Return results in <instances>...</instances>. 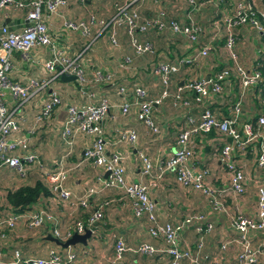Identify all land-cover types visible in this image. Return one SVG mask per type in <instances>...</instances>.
Masks as SVG:
<instances>
[{
	"label": "crops",
	"instance_id": "0c3cea01",
	"mask_svg": "<svg viewBox=\"0 0 264 264\" xmlns=\"http://www.w3.org/2000/svg\"><path fill=\"white\" fill-rule=\"evenodd\" d=\"M125 1L67 0L65 5L57 8L54 13L46 18L48 32L56 45L65 49L72 56L81 53L79 62L87 81L85 90L92 93V96L80 94L77 91L75 81H62L59 77L53 78L38 88L27 101L19 106L15 105V101L7 91L4 92L6 106L14 110L18 119V129L14 136L26 139L27 150L36 155L37 161L28 166V173L25 177H20L13 169L0 168V218L7 212L14 213L4 198L7 190H13L24 184H32L41 178L48 185L42 172L53 170L58 165L68 168V175L63 186L70 192L72 198L80 196L87 187L98 185L95 177L101 173L100 170L94 168L90 162L81 161L82 151L89 144L90 137L81 134L75 135L67 144L62 139L60 132L65 119V109L68 105L80 106L86 101L96 103L100 99H105L108 109L102 122V130L106 142V152L119 150L124 154L125 179L127 181H141L147 185L148 196L155 204V211L160 221L177 223L187 214L194 212L204 215L205 220L213 224L212 231L203 236V246L197 253L200 264H210V260L217 253L219 242L224 237L233 238L235 236L234 231L229 226L228 218L209 211L204 197L198 191L177 185L171 172L165 173L159 181L149 177H141L137 158V154L141 152L154 163L158 160H164L173 150L178 130L185 124L184 115L188 114L194 121H197L201 105L191 104L186 109L173 106L171 96L162 98L152 106V117L159 128V132L151 134L137 120V109L136 105L132 103L131 95L126 97V100L130 102L127 112L121 113L119 106L123 100L116 93L115 88L118 84L130 85L134 83L145 90L147 98L156 99L162 87L158 79L152 74L151 70L154 64L159 61L175 62L180 58L185 59L201 47L207 49L206 56H197L194 61L179 68L178 72L169 79L167 86L169 93H172L177 86L187 79L208 78L223 65L230 64L224 48L225 33L222 18L231 13L237 0H193L192 2H188V0H159L157 3L151 0L154 5L161 1L160 6H163L166 17L175 20L179 25L194 23L201 27V31L193 43H189L183 35L171 33L168 29L162 31L149 29L144 35L139 34L140 37L151 41L154 48V53L151 55H147V53L135 55L122 27H117L114 30L116 44L111 45L109 42L110 29L107 26L102 28L97 24L93 25L87 37L81 36L78 32L66 30L62 26L64 20H86L89 15L102 22H107L114 12L115 3L122 4ZM246 1L250 3L254 11L261 10L262 0ZM133 4L141 17H149L155 14L154 9L148 10V0H135ZM7 21H11L9 26ZM24 25L23 10H0V28L5 26L10 27V31H19ZM233 32L235 36L233 50L236 54V61L248 70L254 66L256 61L261 60L264 63L263 30L255 31L244 26L234 28ZM126 56L130 59L129 64L125 69L119 68L118 63ZM49 58V50L42 46L30 48L24 56L14 52L11 58L12 68L9 77L13 81L23 84L31 79L38 84L43 83L49 76L43 66ZM95 71L111 75V81H94ZM223 90L221 96L206 100L211 111L217 117L227 116L231 103L237 98V87L233 81L228 82ZM50 91H55L58 94L60 104L53 110L48 119L36 123L34 116ZM184 96L187 95L184 94ZM253 98V89H247L241 100L240 121L248 120L259 111L264 110L263 102H260L261 99L255 103ZM120 128L134 130L135 142L132 144L115 142L116 131ZM220 139V136L214 133L193 137V146L196 151L193 156L194 167L203 168L201 164H204L210 155L213 159L212 170H209L210 177L206 182L210 186L218 188L226 185V177L219 164L218 155L212 153L211 145L215 143L220 146ZM236 159H238L237 156ZM243 163L244 171L245 169L249 170V168L256 170L253 161L250 162L248 158ZM257 175L255 173L247 175L246 188H249ZM116 191L119 192L115 189H104L94 194L89 202L94 206L102 199L114 197ZM191 192L195 193V198L188 196ZM247 194L248 192L245 191L241 196L247 198L249 203L241 202V210L238 211L244 215H252L255 211V188L250 197ZM119 197L112 198L114 200L112 205L104 208L101 221L99 220L98 224L96 223L92 228L85 245L76 243L73 246H68L75 254L74 260L68 264H106L112 255V244L115 237L122 238L129 248L123 254L122 264H167L168 258L161 251L163 244L145 233L142 218H135L130 209L121 210L125 205H121L122 201ZM233 200L237 202L235 198ZM36 207H42L53 217L56 222L54 225H57L56 227L61 234L58 238L60 241L66 239L65 231H72V221L81 218L84 212L81 208L72 209L71 206L60 202L52 194L39 198L30 206V209ZM54 225L47 220L39 228L28 229L23 221L19 220L12 229H4L2 231L4 237L0 238L2 262L4 264H24L22 260L28 257L45 258L49 248H55L63 253L67 247H60L46 239L48 235L52 236L51 230ZM225 232H229L231 235L222 236ZM260 236V234L251 236L254 245H257ZM141 241L151 243L158 249V252L152 256L138 255L133 249ZM196 241L197 235L194 234L191 226L181 230L179 245L182 249L193 251ZM14 250L19 253V261H15ZM236 250V245L232 243L223 253V257L228 263L234 261ZM203 255H206L207 259H203ZM180 264L189 263L183 260ZM257 264H264V261Z\"/></svg>",
	"mask_w": 264,
	"mask_h": 264
},
{
	"label": "built area",
	"instance_id": "2783aa9c",
	"mask_svg": "<svg viewBox=\"0 0 264 264\" xmlns=\"http://www.w3.org/2000/svg\"><path fill=\"white\" fill-rule=\"evenodd\" d=\"M67 0H0V10L12 9L23 10L27 23L19 31H10L5 26L0 28V168L15 170L20 177L25 175L27 167L36 162V155L28 152L25 138L15 137L18 129V119L14 110L9 109L5 103L4 92L19 106L27 101L34 92L60 74L74 75L77 91L88 97L92 96L85 90L86 78L79 58L81 53L69 55L65 49L56 45L50 36L46 18L54 13L57 8L66 4ZM80 1V0H74ZM127 0L122 4L114 6V12L107 22L97 20L89 15L86 20H64L62 26L69 31L78 32L81 36L87 37L90 28L97 24L102 28L110 29L109 42L115 45L114 30L122 27L128 39L129 46L135 55L152 53L154 48L150 40L140 37L149 29L162 31L168 29L171 33L183 35L189 43L196 41L197 34L201 27L197 24L179 25L175 20L167 18L166 14L158 10L154 15L141 17L133 2ZM157 3L159 0H152ZM193 0H188L192 2ZM258 16L264 19V0L262 8L254 11L246 0H237L230 14L222 18L225 39L224 48L227 52L230 64L223 65L213 72L208 78H190L177 86L172 93H169L167 86L170 77L175 74L179 67L188 64L197 56L205 57L207 49L198 48L193 55L180 59L177 63L159 61L152 68V74L158 79L162 89L156 99L146 98V93L137 84H118L116 93L123 102L119 106L122 114L127 112L130 102L126 100L127 95L132 96V103L136 105V118L151 133L157 134L159 128L152 117V106L162 98L171 96L173 106L189 108L191 104H200L199 118L194 121L188 114H185V124L175 137L172 152L164 159L152 162L144 153L139 152V175L149 177L157 181L163 178L167 172H171L175 183L184 188L198 191L207 202L209 211L221 214L228 218L229 226L234 231L233 238H224L219 242L217 253L210 260V264H257L264 261V110L256 115L255 123L252 125L248 120H239L241 100L247 89H253L260 80L259 71L253 66L250 70L244 68L236 61V54L233 50L235 40L233 29L236 27L248 26L255 31H261L262 26ZM35 46L46 47L50 52V58L45 61L44 69L49 76L38 84L35 80H28L26 84L13 81L10 77L12 68L11 58L14 52L26 55V51ZM129 57H124L118 63V67L125 69L129 64ZM93 80L111 81V75L101 74L95 71ZM233 81L237 87V98L230 107L227 116L217 117L207 104V99L219 97L223 93L224 86ZM186 94L187 96H184ZM60 104V98L55 91H50L43 101L34 121L40 123L48 119L53 110ZM108 105L105 99L94 103L86 101L83 105H68L65 109V119L61 129L62 139L68 144L71 137L75 135H86L90 137L89 144L84 147L81 161L90 164L100 170L95 181L97 186L87 187L78 197L72 198L70 192L63 186L68 175V168L58 165L51 171H43V177L48 184L49 191L60 202L71 206L88 209L84 220L74 219L72 231H65L66 239L72 233L82 234L85 229L92 230V226L103 216L105 207L113 203V199H102L94 206L89 199L104 189L118 190L127 203L126 205L135 218L144 220L145 233L163 244V251L168 260L167 264H180L183 260L189 264H200L198 252L203 246L202 238L213 229V224L206 221L200 213H190L177 223L160 221L155 211V204L148 196L147 186L141 181H127L124 177L123 160L124 155L118 151L106 152V142L103 137L102 122L106 116ZM213 131L220 136L218 148V161L225 172L226 185L224 187H212L206 182L208 174L205 168H195L193 156L195 154L193 137L206 135ZM136 134L130 128H120L116 131L114 141L117 143L132 144L135 142ZM254 145L253 159L258 171L257 177L253 180L255 188V211L252 215H244L240 211L228 213L223 204V197L226 195L241 196L245 192L248 179L244 174L243 162L245 161L246 147ZM236 156L238 159H236ZM60 163V162H59ZM58 163V164H59ZM22 220L28 229L39 228L43 222H56L49 213L42 207L25 210L21 213L7 212L0 218V238L4 237V229H12L16 223ZM54 225L51 230L52 236L60 238L59 229ZM191 226L194 234L197 235L194 250L182 249L179 245V234L183 228ZM260 234L257 245H253L251 236ZM237 247L234 261L228 263L223 253L230 246ZM129 248L120 237H115L112 244V255L106 264H122L123 254ZM141 256H152L158 249L146 241L139 242L133 249ZM15 261H19L18 251H13ZM75 254L69 247L63 253L55 248H49L45 258L28 257L22 260L24 264H68L73 261ZM203 259H207L203 255ZM0 264H4L1 260Z\"/></svg>",
	"mask_w": 264,
	"mask_h": 264
},
{
	"label": "trees",
	"instance_id": "16d2710c",
	"mask_svg": "<svg viewBox=\"0 0 264 264\" xmlns=\"http://www.w3.org/2000/svg\"><path fill=\"white\" fill-rule=\"evenodd\" d=\"M258 21L260 22V24H261V26L263 28L262 29L263 30L262 39L264 40V19H262L261 17L258 16ZM152 53H154V50H153ZM152 53H147V55H151ZM180 59L176 60L175 62H173V61L172 62L168 61V62L177 63V61H179ZM185 65L186 64H183L179 68H181L182 66H185ZM254 67L260 73V80L257 83V85L253 88V94H254L253 100H254L255 103H257L259 101L258 99H261L260 102H263V105H264V63H262L261 60L256 61L254 63ZM261 112L262 111H259L257 114H255L250 119H248V121L252 125H254L256 115H258ZM213 133H214L213 131H210L207 134L210 135V134H213ZM255 148L256 147L253 144L249 145V146L246 147V152H245V159L251 158L252 161H253L254 166H255V162H254V159H253V154H254ZM27 173H28V167H27V170H26L25 175L23 177L27 176ZM50 194L51 193L49 191L48 185H46L44 183V180L41 178V179L35 180L32 184H24V185L18 186L17 188H15L13 190H7L5 192V194H4V198H5L6 203L10 206V208L14 212L21 213V212H23L25 210L30 209V206L32 204H34L39 198L47 197ZM77 208H81V207H77ZM81 209L84 211L83 215H82L81 218H76V219L84 220L86 215H87V213L89 212V210L88 209L85 210L83 208H81ZM96 223L92 226V228L96 225Z\"/></svg>",
	"mask_w": 264,
	"mask_h": 264
},
{
	"label": "rangeland",
	"instance_id": "374dc122",
	"mask_svg": "<svg viewBox=\"0 0 264 264\" xmlns=\"http://www.w3.org/2000/svg\"><path fill=\"white\" fill-rule=\"evenodd\" d=\"M127 1V0H126ZM118 3V2H117ZM117 3H115V4H117ZM121 4V3H120ZM160 4H162L161 3V1H160V3L159 4H153L152 2H151V0H148V10H152V9H154V11L156 12V11H158V10H161V11H163V12H165L164 11V8H163V6H160ZM118 145V144H117ZM211 149H212V153L214 154V153H216L217 154V152H218V146L215 144V143H213L212 145H211ZM195 150V149H194ZM118 152H121V151H119L118 150ZM196 152V151H195ZM122 153V152H121ZM123 154V153H122ZM124 155V154H123ZM250 162L252 161V159L251 158H249L248 159ZM212 162H213V159H212V157H210V155H209V159L208 160H206V162L204 163V164H201V165H203V168H205V169H207V171H208V174H207V176H206V181H208L209 180V177H210V171L212 170ZM201 168V167H200ZM255 169H256V167H255ZM125 170V169H124ZM210 170V171H209ZM46 171H51V170H46ZM249 171V172H248ZM247 172H248V174H247ZM252 173H255V175H257L258 174V171H257V169L254 171L253 169H250L249 168V170L247 169H245V171H244V174L246 175V177H247V175L249 176L250 174H252ZM147 186V185H146ZM249 186V185H248ZM114 191V190H113ZM246 193L248 192V196L250 197V195L251 194H253V192H254V184H253V181L251 182V184H250V186H249V188H246ZM99 193V192H98ZM113 193V192H112ZM113 195V194H112ZM114 196V195H113ZM118 196H120L119 197V199L121 200V201H124V203H127V200H126V198H124L123 196H122V194L121 193H119V192H117L116 191V193H115V196L114 197H109V198H115V197H118ZM188 196H190L191 198H195V193H189L188 194ZM189 197V198H190ZM233 198H235V201L237 200V202H234V200H233ZM231 201V202H230ZM241 202H246V203H249L248 202V199L247 198H245V197H243V196H234V195H231V194H229V195H226V196H224L223 197V204L226 206V208H227V210H228V213L229 214H232V213H234L235 211H237V210H241L240 209V203ZM241 205H242V203H241ZM124 209V210H123ZM127 209H129L128 208V206H127V204L125 205V206H123V208L121 209L122 211H125V210H127ZM194 211H199V210H197V209H193ZM192 213H194V212H192ZM102 219V218H101ZM101 221V220H100ZM99 222V221H98ZM98 224V223H97ZM227 233V234H226ZM227 235H231V233H229V232H225L224 234H222V236H227ZM225 238V237H224ZM223 238V239H224ZM254 245V244H253ZM256 245V244H255Z\"/></svg>",
	"mask_w": 264,
	"mask_h": 264
},
{
	"label": "water",
	"instance_id": "95a60500",
	"mask_svg": "<svg viewBox=\"0 0 264 264\" xmlns=\"http://www.w3.org/2000/svg\"><path fill=\"white\" fill-rule=\"evenodd\" d=\"M7 25L9 26V24H11V21H7ZM12 22H16V21H12ZM27 23V21L25 20V24ZM8 30H10V27H6ZM59 79L62 81H74L75 77L74 75H65V74H60L59 75ZM90 235V231L88 229H85L84 232L82 234H77V233H72L70 235V237H68L67 239H65L64 241H60L57 238L48 235L46 237V239L54 242L56 245L60 246V247H68V246H73L76 243H80L85 245L86 244V239L89 237Z\"/></svg>",
	"mask_w": 264,
	"mask_h": 264
}]
</instances>
